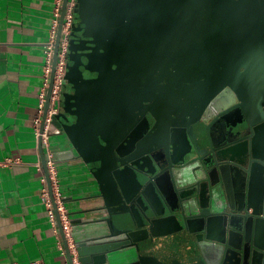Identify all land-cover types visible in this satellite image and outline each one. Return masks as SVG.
<instances>
[{"label": "water", "instance_id": "1", "mask_svg": "<svg viewBox=\"0 0 264 264\" xmlns=\"http://www.w3.org/2000/svg\"><path fill=\"white\" fill-rule=\"evenodd\" d=\"M74 13L64 76L72 91L54 124L97 182L107 228L84 231L70 249L57 215L68 264H264V120L253 124L264 111V0H76ZM231 93L244 125L222 114L223 139L204 158L209 148L177 121L213 103L215 115ZM151 134L160 149L150 151ZM137 153L140 173L118 168ZM191 154L202 176L183 192L196 203L185 210L168 170Z\"/></svg>", "mask_w": 264, "mask_h": 264}, {"label": "crops", "instance_id": "2", "mask_svg": "<svg viewBox=\"0 0 264 264\" xmlns=\"http://www.w3.org/2000/svg\"><path fill=\"white\" fill-rule=\"evenodd\" d=\"M53 7L54 0H0V160L11 161L0 167V264L68 262L58 247L60 234L50 225L40 198L37 163L42 162L33 124ZM59 21L60 17L54 31L55 44L61 27L58 49L63 24ZM50 148L56 153L73 239L90 235L84 231L105 232L107 212L88 166L62 132L50 136Z\"/></svg>", "mask_w": 264, "mask_h": 264}, {"label": "built area", "instance_id": "3", "mask_svg": "<svg viewBox=\"0 0 264 264\" xmlns=\"http://www.w3.org/2000/svg\"><path fill=\"white\" fill-rule=\"evenodd\" d=\"M63 0H54L53 7V20H52V33L44 46V65H43V85L38 93V103L37 112L34 117V132L37 139L40 141L45 155V162L48 174V180L50 186L48 185L47 177L43 173L42 165L40 162L37 163V169L40 172V198L45 206L46 215L50 225L55 229L56 232L60 234L56 216L58 215L61 230L64 237L68 243L70 249L73 248V237L71 233V219L68 210L64 203L63 193L60 187L58 170L55 163L54 153L50 148V136L57 135L62 132L61 128L54 124L55 115L59 108V95L62 84L64 82V76L67 69V52L68 43L70 38V32L72 27L74 6L76 0H68L65 12L63 16V24L61 31V39L59 44V49L57 53V60L55 64V71L53 77V85L51 89V95L49 100L48 108L45 110L46 104V91L50 80V74L52 70V60H53V44H54V31L58 23V19L61 13V5ZM44 117V118H43ZM43 122L42 128L41 124ZM11 163L9 159L0 160V167L7 166ZM62 237L58 238V247L60 248L61 254H65V249L62 245ZM29 264H38V262H32ZM68 264V262L66 263ZM72 264H80L78 261L73 260Z\"/></svg>", "mask_w": 264, "mask_h": 264}, {"label": "flooded vegetation", "instance_id": "4", "mask_svg": "<svg viewBox=\"0 0 264 264\" xmlns=\"http://www.w3.org/2000/svg\"><path fill=\"white\" fill-rule=\"evenodd\" d=\"M72 22L73 23L77 22V14L76 13H73ZM82 39H84V43H85L87 37L84 36V37H82ZM67 59H68V52H67ZM71 91H72V84L69 83L68 80H66L64 78V82H63L61 90H60L59 108H58V112H57V114L60 116V119H63L64 118V114H65L66 97L64 96V94L70 93ZM224 104H225L224 108L222 110H220L219 112H216V114L214 113L215 115H213V116H211L212 114H210V111L212 112V110L214 108H216L217 105H215L214 103H213V107H210L207 110L208 114H206V112H203L202 115H201V120L205 121V124H207L208 130H209L208 131L209 132V139H208L209 141H208V143L206 145V148L204 150H206L207 148H209V149L207 150L206 154H204V158L207 157L206 155H208V153H209L208 151L212 150V145L213 144L214 145L218 144L223 139V135H224V133L226 131V127H225L226 124L221 118H219L222 114L227 113V112L228 113L232 112L230 120L231 121H236L237 120V122L234 125H232L235 129H237L240 126L244 125V122L242 123L241 121L240 122L238 121L241 118L238 117V111H236L237 100H236V97L232 93L228 97V99L224 102ZM262 109H264V108H262ZM259 116H261V118H257L253 122V124H256L257 122H260V121L264 120V111H261ZM153 122H154V120L150 121V123L148 125V128H151ZM174 122L175 121L173 120L172 124H175ZM177 122H178V124L177 125L175 124L176 126H179V128H177V130H180L181 129L180 127H183V125L186 124V122H184L183 120L180 121V122L179 121H177ZM232 126L230 127V125H229L228 127L232 128ZM173 127L171 128L172 130H173ZM177 130H176V132H177ZM149 136L150 137H148L147 139L150 141V144H151L150 151L152 149H154V148H155L154 150L160 149L158 147L160 141L159 140L155 141V137L153 136V134H151ZM162 143H164V141ZM156 155L157 156H161L162 153L161 152H157ZM134 159L135 158L121 157L120 160H118V163H117L118 168L121 169V170L126 168V173H128L129 170L131 172H133V173L138 171V170H136L135 166L133 165ZM138 173H140V172L138 171Z\"/></svg>", "mask_w": 264, "mask_h": 264}, {"label": "clouds", "instance_id": "5", "mask_svg": "<svg viewBox=\"0 0 264 264\" xmlns=\"http://www.w3.org/2000/svg\"><path fill=\"white\" fill-rule=\"evenodd\" d=\"M200 165L201 161L194 157L191 162L181 164L176 168H170L168 170L174 190L176 191L177 196L180 197V206L185 210L196 208V203L191 200L183 199L182 194L184 191L189 190L199 182V179L202 176ZM211 196L213 199H219L220 193L213 192Z\"/></svg>", "mask_w": 264, "mask_h": 264}, {"label": "rangeland", "instance_id": "6", "mask_svg": "<svg viewBox=\"0 0 264 264\" xmlns=\"http://www.w3.org/2000/svg\"><path fill=\"white\" fill-rule=\"evenodd\" d=\"M76 23L77 24L79 23V19L78 18H77V22ZM187 119L183 120L184 122H186V124L183 125V126L184 127H188L190 129V131L193 129V132L191 131V135H189L191 143L194 144V145H199L200 147H203V149H205L206 145H207V143L209 141L208 140L209 139V132H208L209 130H208L207 124H205V121L201 120V115L200 116H192L190 118L191 121H188ZM139 153H137V154H135L133 156L126 155V156H122V157H128V158L140 157L141 155ZM193 154H191L189 156L192 157ZM189 156H186V158H188ZM125 177H126V175H125ZM121 186H124L122 182L120 183L119 187L122 188Z\"/></svg>", "mask_w": 264, "mask_h": 264}]
</instances>
